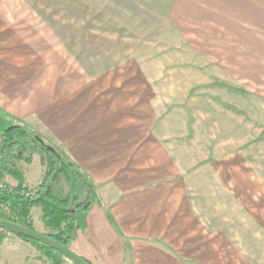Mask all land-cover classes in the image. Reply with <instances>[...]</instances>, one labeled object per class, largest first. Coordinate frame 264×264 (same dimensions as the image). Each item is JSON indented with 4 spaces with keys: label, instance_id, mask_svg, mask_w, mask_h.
<instances>
[{
    "label": "rangeland",
    "instance_id": "374dc122",
    "mask_svg": "<svg viewBox=\"0 0 264 264\" xmlns=\"http://www.w3.org/2000/svg\"><path fill=\"white\" fill-rule=\"evenodd\" d=\"M0 79L26 107L37 96L19 120L66 157L88 111L123 134L143 186L182 211L168 230L182 264H264V0H0ZM15 165L34 193L38 149ZM29 214L47 233L41 206Z\"/></svg>",
    "mask_w": 264,
    "mask_h": 264
},
{
    "label": "crops",
    "instance_id": "0c3cea01",
    "mask_svg": "<svg viewBox=\"0 0 264 264\" xmlns=\"http://www.w3.org/2000/svg\"><path fill=\"white\" fill-rule=\"evenodd\" d=\"M8 86L2 87L0 79V108L23 121L36 109L37 96L25 101L26 107L23 97L11 94ZM94 112L81 117L80 129L67 126L62 137L67 157L89 176L100 199L85 215L70 249L92 264H182L177 253L182 244H171L177 237L168 233L172 223L174 230L179 225L182 232V211L179 220L176 212L174 217L168 215L165 200L159 199L160 188L143 186L144 175L134 174L133 151L123 134L115 131L114 138L109 128L104 131ZM16 241L24 246L0 249L1 264H26L36 256L45 259L30 243L21 238Z\"/></svg>",
    "mask_w": 264,
    "mask_h": 264
},
{
    "label": "trees",
    "instance_id": "16d2710c",
    "mask_svg": "<svg viewBox=\"0 0 264 264\" xmlns=\"http://www.w3.org/2000/svg\"><path fill=\"white\" fill-rule=\"evenodd\" d=\"M0 133L5 140L4 149L0 152V220L34 229L30 209L36 205L41 206V221L48 229L44 234L70 249L77 230L83 227L85 215L95 202L100 203L96 186L85 172L59 150L48 145L22 121L1 108ZM36 149L41 154V161L46 164V172L42 182L32 193L24 184L23 173L15 165V160L31 161V153ZM7 175L16 179V185L6 181ZM60 176H64L70 184V191L64 198H60L53 191V186ZM80 186L85 190L82 200L78 198ZM10 234L30 243L49 264H61V258H67L46 242L1 228L0 245L8 240ZM80 258L86 264H92Z\"/></svg>",
    "mask_w": 264,
    "mask_h": 264
},
{
    "label": "water",
    "instance_id": "95a60500",
    "mask_svg": "<svg viewBox=\"0 0 264 264\" xmlns=\"http://www.w3.org/2000/svg\"><path fill=\"white\" fill-rule=\"evenodd\" d=\"M5 146V140L0 133V152L4 149ZM0 228L3 230H7L11 233H18L24 236L36 238L38 240H41L43 242H46L50 245H52L55 249L63 253L69 260H71L74 264H86L78 255H76L74 252H72L71 249H68L61 245L60 243L50 239L46 234L38 232L34 229H29L26 227H23L21 225L11 224L4 222L0 220Z\"/></svg>",
    "mask_w": 264,
    "mask_h": 264
}]
</instances>
